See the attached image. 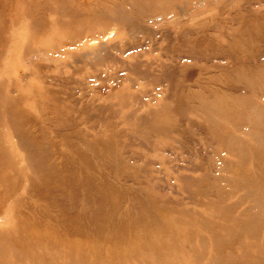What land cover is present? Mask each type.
I'll use <instances>...</instances> for the list:
<instances>
[{
  "label": "rangeland",
  "instance_id": "1",
  "mask_svg": "<svg viewBox=\"0 0 264 264\" xmlns=\"http://www.w3.org/2000/svg\"><path fill=\"white\" fill-rule=\"evenodd\" d=\"M0 264H264V0H0Z\"/></svg>",
  "mask_w": 264,
  "mask_h": 264
},
{
  "label": "bare ground",
  "instance_id": "2",
  "mask_svg": "<svg viewBox=\"0 0 264 264\" xmlns=\"http://www.w3.org/2000/svg\"><path fill=\"white\" fill-rule=\"evenodd\" d=\"M198 27V26H197Z\"/></svg>",
  "mask_w": 264,
  "mask_h": 264
}]
</instances>
